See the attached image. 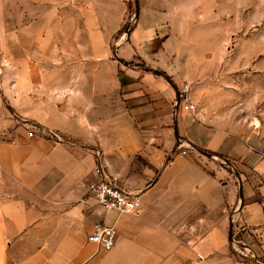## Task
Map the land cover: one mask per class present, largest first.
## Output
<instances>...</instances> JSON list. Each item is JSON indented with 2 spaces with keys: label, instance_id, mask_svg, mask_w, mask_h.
Returning <instances> with one entry per match:
<instances>
[{
  "label": "crops",
  "instance_id": "1",
  "mask_svg": "<svg viewBox=\"0 0 264 264\" xmlns=\"http://www.w3.org/2000/svg\"><path fill=\"white\" fill-rule=\"evenodd\" d=\"M214 1L0 0V264H248L232 237L264 260L262 100L229 76L230 29L200 23ZM97 163L140 214L78 185Z\"/></svg>",
  "mask_w": 264,
  "mask_h": 264
},
{
  "label": "rangeland",
  "instance_id": "2",
  "mask_svg": "<svg viewBox=\"0 0 264 264\" xmlns=\"http://www.w3.org/2000/svg\"><path fill=\"white\" fill-rule=\"evenodd\" d=\"M214 2L215 16L221 12L224 14V19L218 20L216 17L212 19L209 14L207 20L200 23L206 24L209 32L213 29H230L228 42L225 41V45H228L226 56L230 67L229 76L247 77L248 96L257 95V99L262 100L261 111L258 110L262 114L261 112L264 113V0H215ZM227 11H229V20H227ZM128 25L127 20L122 34ZM261 122L264 124V116L261 117Z\"/></svg>",
  "mask_w": 264,
  "mask_h": 264
},
{
  "label": "built area",
  "instance_id": "3",
  "mask_svg": "<svg viewBox=\"0 0 264 264\" xmlns=\"http://www.w3.org/2000/svg\"><path fill=\"white\" fill-rule=\"evenodd\" d=\"M128 21L129 25L121 36L122 40L126 38L129 30L135 24L136 14H131ZM3 71V65L0 64V78ZM188 93L189 86L185 85L182 90V96L185 95L184 98L187 102V106L191 110H195L196 106L189 101ZM30 134L33 135L34 132H30ZM48 135L49 139L55 144H60L64 141L60 132L50 131L48 132ZM180 148V154H186L188 147L180 146ZM94 172L100 177L99 181L86 183L84 180H80L78 185L82 187L86 186L98 204H100L106 211H117L121 214H140L143 209V202L140 194L120 186L117 182V178L108 173L106 166L103 163H97L94 166ZM231 220L233 225L238 222L235 213L232 215ZM176 232L181 233L182 228H178ZM88 240L103 249L110 250L117 243L118 232L114 225L98 221L94 223L92 232L88 236ZM232 247L233 252L239 256L243 262L248 264H264L251 247L247 246L236 237H232Z\"/></svg>",
  "mask_w": 264,
  "mask_h": 264
},
{
  "label": "trees",
  "instance_id": "4",
  "mask_svg": "<svg viewBox=\"0 0 264 264\" xmlns=\"http://www.w3.org/2000/svg\"><path fill=\"white\" fill-rule=\"evenodd\" d=\"M159 74L167 76L164 72H158ZM208 154H211V152H207Z\"/></svg>",
  "mask_w": 264,
  "mask_h": 264
}]
</instances>
